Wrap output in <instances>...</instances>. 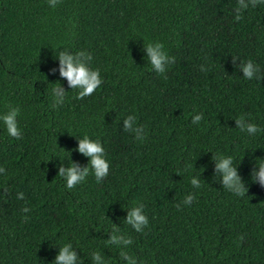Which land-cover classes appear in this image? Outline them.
I'll list each match as a JSON object with an SVG mask.
<instances>
[{"label": "trees", "instance_id": "obj_1", "mask_svg": "<svg viewBox=\"0 0 264 264\" xmlns=\"http://www.w3.org/2000/svg\"><path fill=\"white\" fill-rule=\"evenodd\" d=\"M244 3L237 22L238 0H0V264H53L68 243L76 264H98L97 251L106 264H129L121 252L136 264H264V186L252 180L264 159V4ZM158 43L163 74L147 51ZM60 53L100 70L92 95L76 98ZM15 108L20 139L2 119ZM240 116L260 131H241ZM85 136L109 174L68 189L60 168L89 167ZM219 156L244 196L225 188ZM139 205L141 233L126 223Z\"/></svg>", "mask_w": 264, "mask_h": 264}, {"label": "clouds", "instance_id": "obj_2", "mask_svg": "<svg viewBox=\"0 0 264 264\" xmlns=\"http://www.w3.org/2000/svg\"><path fill=\"white\" fill-rule=\"evenodd\" d=\"M257 4H264V0H251V5L253 8H255ZM247 8L248 5L244 3V0H238L237 15L235 17V20L237 22L242 19L243 11ZM162 47L163 45L159 43L155 46L149 44L147 47L152 66L161 74H163L164 72L163 65L167 59L165 53L161 51ZM92 58V56L88 57V59ZM59 59L61 61V76L67 78L69 84L73 89H80L76 97L77 99H83L92 95L103 83L99 69H90L78 58H74L73 56L67 55L66 53H60ZM201 70L206 71V69L203 68ZM258 71L259 67L251 60H248L243 66L244 76L248 80L253 79L254 75ZM52 93L54 97V108L64 104L66 95L59 85L52 89ZM19 112L20 109L15 108L8 115L2 117L6 125L8 135L16 139L21 138V131L16 120ZM200 120L201 116H196L193 123H197ZM237 125L241 131H246L248 134H253V136L260 131V129L255 124L245 125L243 116L237 118ZM125 126L129 128L131 127L130 120L125 121ZM78 150L80 153L90 157V165L89 167L83 169H81L76 164H72V166L68 169H65L63 167L60 168V176L66 177V186L68 189H72L76 185L84 182L90 173L94 174L97 182L102 181V179L109 174L110 165L105 159V149L99 140L93 141L89 139L88 136H85L84 139L81 140ZM216 158L217 157H214V159ZM232 164V157L219 156L217 170L223 173V184L227 190L235 195L244 196L247 189L242 182L241 177L238 175L237 169L233 167ZM256 164L259 167V171L253 172L252 180L255 183L257 182L258 178L259 183L264 186V159L257 158ZM191 183L192 185L200 187V184L197 180H192ZM22 195L23 194H21V196ZM194 198L195 197L192 195L187 196L185 204L191 205ZM177 208H179V206H177ZM24 210L28 211V209ZM126 223L131 225L137 233H141L144 231V228L149 224V220L143 212V205L134 206L132 208V210L128 214ZM241 239H243V237H241ZM119 240L120 237L113 235L111 240L108 241V244H118ZM131 243V238L124 240V244L126 245ZM71 249L72 244H65L64 247L61 248L53 264H76L77 256L76 253ZM121 255L129 260V264H136L135 257L129 256L124 252H121ZM93 259L97 261L98 264H106V262L101 261V256L98 251L93 254Z\"/></svg>", "mask_w": 264, "mask_h": 264}]
</instances>
